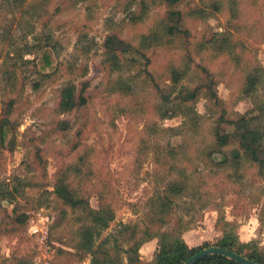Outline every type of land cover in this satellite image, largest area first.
Returning <instances> with one entry per match:
<instances>
[{"label": "rangeland", "instance_id": "374dc122", "mask_svg": "<svg viewBox=\"0 0 264 264\" xmlns=\"http://www.w3.org/2000/svg\"><path fill=\"white\" fill-rule=\"evenodd\" d=\"M169 8L182 13L186 34L165 45L150 39L168 9L160 0H24L17 7L0 0V120L13 102L0 144V264L23 258L30 264H89L72 248L76 216L68 211L64 217L53 202L57 178L67 176L92 208L102 202L113 207L115 218L104 236L119 224L157 215L155 193L179 177L171 175L165 156L162 165L154 163V152L178 145L186 187L168 195L170 225L162 230L180 218L191 224L195 242L212 244L221 237L216 225L225 219L238 224L242 242L264 248V178L257 168H218L193 150L221 108L229 117L254 112V101L241 97L240 89L256 68L264 81V0H183ZM109 34L136 52L114 62L103 49ZM220 44L227 52L216 50ZM187 55L191 72H180L177 80L172 69L183 70ZM197 66L213 74L221 107L200 94L190 105L197 118L186 117L184 109L161 118L160 90L176 94L201 84ZM84 82L86 105L61 111L58 89L68 83L79 89ZM254 98L264 99V86ZM197 121L201 131L192 130ZM58 122L67 123L66 130ZM259 170L264 174V163ZM21 215L28 219L19 226L14 220ZM45 216L49 222L42 226ZM41 227L47 228L45 238L33 234ZM146 254L141 250L143 262L150 259Z\"/></svg>", "mask_w": 264, "mask_h": 264}, {"label": "trees", "instance_id": "16d2710c", "mask_svg": "<svg viewBox=\"0 0 264 264\" xmlns=\"http://www.w3.org/2000/svg\"><path fill=\"white\" fill-rule=\"evenodd\" d=\"M23 1L12 0V3L17 7ZM160 1L166 4L168 9L165 11L162 21L159 22L158 28L151 31L150 39L155 37L157 41L161 40L163 44L170 45L173 38L178 36L182 38L186 34L180 30V25L183 21L182 13L169 8L180 4L183 0ZM103 49L104 53L114 62L120 59L121 56L126 57L132 52H136L130 42L120 38L117 34L106 36L103 42ZM216 50L227 52L223 44L218 45ZM42 58L45 66L50 64L49 52L44 50ZM189 61H192V59L187 55V63L186 65L183 64L185 66L183 70L177 72L176 69H172V77L178 80L180 72L187 74L190 69ZM197 68H199L200 77L203 79L201 84H196L193 87H181L176 94H172V90L168 92L160 90L161 104L158 106V114L161 115V118L173 117L183 109L185 110L183 114L186 117L193 115L194 118H197L198 115L190 108V105L196 101L200 94H205L210 102L221 107L213 74L204 67L197 66ZM259 69L251 70L246 75L240 89L241 97L250 98L254 101V112L252 114L249 112L240 113L238 115L235 114L236 117H229L226 115L227 112L221 108L214 125L208 129L207 138L202 142V145L195 149L193 148L197 154L202 156L200 161L218 168L232 165L235 171H239L244 164H248L257 168L258 175L264 178L262 176L264 174H261V170H259L264 163V99L257 100L254 98L264 86L263 76ZM86 87L87 84L85 82L79 89L75 84L68 83L58 89V107L60 110L71 112L84 107L87 103V97L85 96ZM12 103L10 101L7 105L4 120L3 118L0 120L1 145L3 137L8 130L7 124L10 123V121L8 122V115L11 111ZM58 126L59 129L64 131L67 128V123L58 122ZM191 127L193 131L197 129L201 131L203 128L199 121L194 122ZM181 148L179 145L170 146L163 152L157 150L154 152V163L162 165L160 160L165 156L167 161L171 162L169 166L171 175L179 177L178 179L170 180L172 182H166L163 192L155 193L156 198L151 201V205L153 213L157 215L148 216L147 221L119 224L113 232L104 236L103 234L115 218L113 207L109 203L102 202L97 209L92 208L89 204V199L71 186L66 179L67 176L62 175L57 178L53 186V202L61 206L60 212L64 217L68 211L76 216L73 219L76 228L73 232L74 245L72 248L81 259H89V264H186L195 254L215 246L234 251L257 264H264V248L252 241L242 242L236 231L237 223L221 219V222L219 221L221 223L220 226L216 225L221 232V237L212 244L205 241L195 247H189L182 238V235L192 228L188 222H184L179 218L169 228L162 230L164 229L163 227L170 225L168 220L170 213H167L169 205L165 203L168 200V195H177L186 187L187 175L177 165L179 155L181 156V152H183ZM163 153L165 155H162ZM215 156H222L223 160L216 162L214 160ZM262 212L264 215V208ZM27 219L28 216L21 215L14 220V223L22 226L25 225ZM153 239L157 240V247L151 260L143 262L139 252L140 248L144 243ZM15 262L16 264H30V259H16ZM196 264L238 263L221 255L213 254L199 260Z\"/></svg>", "mask_w": 264, "mask_h": 264}, {"label": "water", "instance_id": "95a60500", "mask_svg": "<svg viewBox=\"0 0 264 264\" xmlns=\"http://www.w3.org/2000/svg\"><path fill=\"white\" fill-rule=\"evenodd\" d=\"M213 254L221 255L225 258H228L232 261H235L238 264H257L256 262H253V261L237 254L234 251H230V250L223 249V248H218L215 246H212L206 250H203V251L195 254L194 256H192L187 261L186 264H196L199 260L204 259L206 256L213 255Z\"/></svg>", "mask_w": 264, "mask_h": 264}, {"label": "crops", "instance_id": "0c3cea01", "mask_svg": "<svg viewBox=\"0 0 264 264\" xmlns=\"http://www.w3.org/2000/svg\"><path fill=\"white\" fill-rule=\"evenodd\" d=\"M191 231H187L182 235V238L184 239V241L186 242V244L189 247H195V246H199L201 245L203 242L199 243V242H195L196 240L191 238V234H189ZM205 241V240H204ZM157 247V240L153 239L151 241H148L146 243H144L141 248H140V254H141V250L147 251L148 256L144 257V258H150L149 260H151L152 255L155 251Z\"/></svg>", "mask_w": 264, "mask_h": 264}, {"label": "built area", "instance_id": "2783aa9c", "mask_svg": "<svg viewBox=\"0 0 264 264\" xmlns=\"http://www.w3.org/2000/svg\"><path fill=\"white\" fill-rule=\"evenodd\" d=\"M43 219H45V222H41L42 223V226H44V224H47L48 222H49V220H48V218L45 216V218H42V220ZM40 223V222H39ZM30 224H31V227H32V225L34 224V219H30L29 220V230H30ZM38 226V225H37ZM39 227V226H38ZM42 228V231L40 230L39 232H37V229L35 228L34 230H33V234H35V235H37V236H41L42 238H45V236H47V228L45 227V228H43V227H41ZM32 234V235H33Z\"/></svg>", "mask_w": 264, "mask_h": 264}]
</instances>
